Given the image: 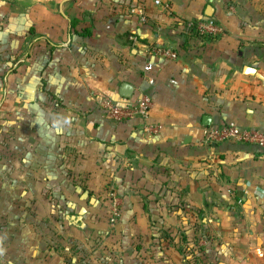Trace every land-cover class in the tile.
Returning <instances> with one entry per match:
<instances>
[{"label":"crops","instance_id":"obj_1","mask_svg":"<svg viewBox=\"0 0 264 264\" xmlns=\"http://www.w3.org/2000/svg\"><path fill=\"white\" fill-rule=\"evenodd\" d=\"M164 2L144 1L142 22L132 0H0V264H190L198 254L264 264V147L203 135L206 116L264 134V0ZM210 5L217 39L186 25ZM141 92L153 101L148 120L100 108ZM108 189L121 200L115 225L98 214ZM99 237L118 245L94 250ZM208 237L214 248H193Z\"/></svg>","mask_w":264,"mask_h":264},{"label":"built area","instance_id":"obj_2","mask_svg":"<svg viewBox=\"0 0 264 264\" xmlns=\"http://www.w3.org/2000/svg\"><path fill=\"white\" fill-rule=\"evenodd\" d=\"M146 0H132L130 13L137 15L142 22H147V15L144 12L143 3ZM154 5L169 9L170 5L164 0H149ZM190 30H193L198 36H216L224 32L223 26L211 17L189 20L186 23ZM134 44L138 43L137 37H132ZM154 50L162 57L169 59H176L177 53L172 49L155 46ZM153 63L146 61L143 66V74L146 83L149 86L154 85L155 78L153 76ZM100 108L103 113L116 121H127L136 118L148 120L153 106V101L149 93L141 92L138 96L130 99L125 104H119L116 101L104 98L99 102ZM147 129L151 132H156L158 128L155 125H148ZM204 140L211 143H222L225 141H240L248 144L264 147V134L256 128L245 127L233 121L227 123H220L218 125H211L204 128ZM112 206L110 224L115 225L121 217V200L115 190L111 192Z\"/></svg>","mask_w":264,"mask_h":264},{"label":"rangeland","instance_id":"obj_3","mask_svg":"<svg viewBox=\"0 0 264 264\" xmlns=\"http://www.w3.org/2000/svg\"><path fill=\"white\" fill-rule=\"evenodd\" d=\"M23 57V55H21V57L20 58H22ZM20 58H18V59H20ZM2 79H3V77H2ZM3 82H4V79H3ZM1 106V105H0ZM1 114V113H0ZM4 117H2V116H0V120L3 118L4 119V121H6L5 119H6V116L5 115H3ZM3 119H2V121L0 122V128H1V126H2V122H3ZM1 133H3V130L1 129ZM6 134L7 133H3V140H0V171L2 172V174H6V168H7V160H8V143H7V136H6ZM11 156H13L12 158H14L15 160H18V161H20L21 162V159H22V157H21V151H17V152H15L13 155H12V150H11ZM71 160V159H70ZM69 160V161H70ZM5 177L6 176H1V178H2V181H3V183L5 182ZM1 183V182H0ZM80 194H82V193H80ZM83 195V194H82ZM105 195V194H104ZM92 196H94V194H92V193H89L88 194V197H89V199H91V198H93ZM87 197V198H88ZM105 203L104 204H102V206H104V208H101V209H99L100 210V212H98V214L100 213L101 215H102V213L105 215V213L106 214H108L109 215V223H110V217H111V209L109 208V206H108V204H107V202H106V200L104 201ZM108 209H109V211H108ZM80 217V215H78V218ZM82 218V217H81ZM74 224V223H73ZM52 226H53V224H51ZM111 227H113V226H111ZM82 229H86V227H83ZM112 229V228H111ZM100 238V240H94L93 242H91L92 243V249H97V248H102V249H106V248H108L109 246H111V247H113L114 248V241H115V244L116 245H118L117 244V242H118V240H116V238L114 239L113 237H112V239L113 240H110V243L108 244V243H106V241H104L103 240V238L102 237H99ZM217 242V241H216ZM216 242L215 241H213L212 239H210L209 237L208 238H205V240L203 241V243H202V245H201V247H205L206 249H210V248H214L217 244H216ZM251 242V241H250ZM225 243V242H224ZM240 243V245L242 246V242H239ZM257 244V241H252V245L253 246H255ZM239 245V246H240ZM262 246H264V244H263V242H262ZM229 247H231V245L229 246ZM86 258V257H85ZM249 256H244V257H241V260L243 261L242 262V264H246L245 263V260H249ZM79 259L80 258H78L77 260L79 261ZM264 259V258H263ZM207 261L205 262V264H219L220 262H224V261H229L228 260V257H226V256H222V257H220L219 259H213L212 261L210 260V258L209 257H207V259H206ZM80 261H81V259H80ZM80 261H79V264H82V263H80ZM75 262H77V261H75ZM75 262H73V261H69V258H67V263L68 264H78V263H75ZM260 262V261H259ZM264 262V261H263ZM258 263V262H257Z\"/></svg>","mask_w":264,"mask_h":264},{"label":"trees","instance_id":"obj_4","mask_svg":"<svg viewBox=\"0 0 264 264\" xmlns=\"http://www.w3.org/2000/svg\"><path fill=\"white\" fill-rule=\"evenodd\" d=\"M212 18V17H211ZM89 32L88 31H86V32H84L83 34L84 35H86V34H88ZM220 37V35H216V36H206V38H211V39H217V38H219ZM112 190H114V189H108V191H106V197H105V200H106V202H107V204H108V206H109V208L111 209V206H112V197H111V192H112ZM116 191V190H115ZM171 240H174V238H172ZM181 242H182V245H183V249H181V250H187V238L184 236L183 237V239L181 240ZM199 242H200V239H197V238H195L194 239V241H193V248L194 247H196L197 249H203V247H201L200 245H199ZM198 253V252H197ZM202 261H203V256H199V254H198V256H193V259H191V260H188V262L190 263V264H202Z\"/></svg>","mask_w":264,"mask_h":264},{"label":"water","instance_id":"obj_5","mask_svg":"<svg viewBox=\"0 0 264 264\" xmlns=\"http://www.w3.org/2000/svg\"><path fill=\"white\" fill-rule=\"evenodd\" d=\"M211 10H212V6L210 5L207 7V10H206V14L209 17L212 16ZM120 94L125 98H130L134 94V87L128 83H123L121 86ZM204 120H205L207 126L211 125L210 117L206 116L204 118Z\"/></svg>","mask_w":264,"mask_h":264}]
</instances>
